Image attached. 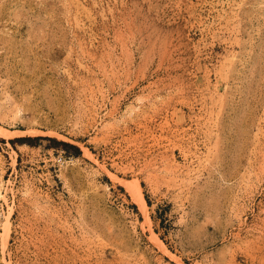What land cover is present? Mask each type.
<instances>
[{
	"label": "rangeland",
	"instance_id": "obj_1",
	"mask_svg": "<svg viewBox=\"0 0 264 264\" xmlns=\"http://www.w3.org/2000/svg\"><path fill=\"white\" fill-rule=\"evenodd\" d=\"M0 264H264V0H0Z\"/></svg>",
	"mask_w": 264,
	"mask_h": 264
},
{
	"label": "bare ground",
	"instance_id": "obj_2",
	"mask_svg": "<svg viewBox=\"0 0 264 264\" xmlns=\"http://www.w3.org/2000/svg\"><path fill=\"white\" fill-rule=\"evenodd\" d=\"M134 199L137 200L140 205H141V209H144L145 205H144V202L142 200V197H141V191H140V188L137 187L136 188V191H135V194H134ZM160 248H162V246L160 244H158Z\"/></svg>",
	"mask_w": 264,
	"mask_h": 264
},
{
	"label": "trees",
	"instance_id": "obj_3",
	"mask_svg": "<svg viewBox=\"0 0 264 264\" xmlns=\"http://www.w3.org/2000/svg\"><path fill=\"white\" fill-rule=\"evenodd\" d=\"M36 139H40V138H34L33 140H36ZM29 140H30V138H20V141H29ZM51 141H55V140L51 139ZM13 142L14 141H11V143H13ZM56 143H58V145H62L64 147H73V146H70V145H68L66 143H63V142H56ZM76 151H77L76 153H78V150L77 149H76Z\"/></svg>",
	"mask_w": 264,
	"mask_h": 264
}]
</instances>
